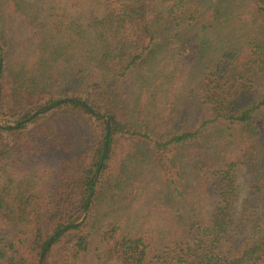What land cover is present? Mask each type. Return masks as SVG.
<instances>
[{
  "label": "trees",
  "instance_id": "trees-1",
  "mask_svg": "<svg viewBox=\"0 0 264 264\" xmlns=\"http://www.w3.org/2000/svg\"><path fill=\"white\" fill-rule=\"evenodd\" d=\"M1 119L0 264H264V0H0Z\"/></svg>",
  "mask_w": 264,
  "mask_h": 264
},
{
  "label": "rangeland",
  "instance_id": "rangeland-1",
  "mask_svg": "<svg viewBox=\"0 0 264 264\" xmlns=\"http://www.w3.org/2000/svg\"><path fill=\"white\" fill-rule=\"evenodd\" d=\"M0 121L1 123H4L2 119ZM40 185L41 186L43 185V181L40 182ZM244 187L246 188V184L244 185ZM131 206L132 207L125 212L120 211L117 214V216H119L120 220H125L129 227L136 228L141 226L143 222L142 220H144L146 216H148V214H146V212L148 211V207L139 204H133V205L131 204ZM111 217H114V215H112ZM111 217L107 218V220L110 219ZM143 223H144L143 225L146 224L145 222ZM99 254H100L99 250L96 248V245H94L92 251L89 253L87 264H100L102 258L99 257ZM104 264H108V263H104Z\"/></svg>",
  "mask_w": 264,
  "mask_h": 264
}]
</instances>
